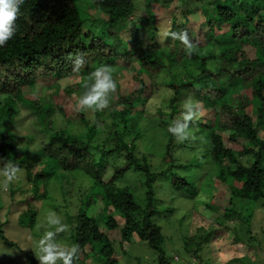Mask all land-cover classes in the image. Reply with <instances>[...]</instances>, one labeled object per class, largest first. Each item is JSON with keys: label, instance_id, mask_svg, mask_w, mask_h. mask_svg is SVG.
Here are the masks:
<instances>
[{"label": "trees", "instance_id": "16d2710c", "mask_svg": "<svg viewBox=\"0 0 264 264\" xmlns=\"http://www.w3.org/2000/svg\"><path fill=\"white\" fill-rule=\"evenodd\" d=\"M87 1L23 0L15 34L0 46V160L21 168L32 190L26 199L31 206L19 223L34 227L33 200L51 197L48 180L60 171L76 173L87 179V189L78 187L83 202L72 233L79 248L74 262L99 256L117 264L116 244L137 235L154 249L159 264H172L162 228L153 220L159 213V182L196 195L214 168L230 189L221 190L229 195L226 220H241L239 200L264 211V0H208L200 8L187 0H147L146 13L137 21L135 0ZM199 12L203 21L193 26ZM165 16L170 26L160 40L157 23ZM81 57L84 63L76 69ZM132 64H137L135 81L128 92L115 82L107 108L92 116L77 108L73 94L84 93L97 68L107 66L113 77ZM166 71L167 82L161 80ZM62 80L72 83L62 87ZM156 95L167 97L156 111L172 120L171 127L191 132L174 143L178 133L169 131L167 151L173 158L160 170L150 151H139L144 114ZM188 113L191 118L185 120ZM21 116L41 126L39 134L22 137L24 146L14 128ZM53 118L61 123L52 126ZM102 131L115 139L112 146L104 145ZM173 148L193 152L182 161ZM131 173L145 178V206L130 185L119 183ZM93 206L100 214L89 213ZM251 220L248 214L244 222ZM224 224H213L210 237ZM3 226L0 221L1 239L15 245ZM112 230L120 241L111 238ZM24 253L28 264H39L33 251Z\"/></svg>", "mask_w": 264, "mask_h": 264}, {"label": "rangeland", "instance_id": "374dc122", "mask_svg": "<svg viewBox=\"0 0 264 264\" xmlns=\"http://www.w3.org/2000/svg\"><path fill=\"white\" fill-rule=\"evenodd\" d=\"M146 1L135 0L137 10L133 17L134 20H140L141 16L145 15ZM187 1L192 7L200 8L208 0ZM87 2L89 3V0ZM86 6L87 3L84 4V7L86 10H90ZM93 13L95 12L91 10L90 14ZM97 13L96 16L98 17L99 14ZM201 21H203V17L199 12L192 19L191 24L196 26ZM157 24L160 28L158 38L164 40L169 30L170 18L167 16L160 18ZM199 35L202 39V35ZM135 66L137 64H132L124 71L118 69L112 77L116 83L122 85L124 92H128L134 84L135 79L133 78V74L135 71L133 67ZM184 69V67H179V70ZM163 76L164 78L161 80L167 82L169 73L166 71ZM70 83H72L71 80H62L60 84L64 87ZM82 95V93L73 94V100L79 110L85 111L89 116H92L95 110L78 107V101ZM153 100L154 102L149 107L151 110L144 114L143 128L146 129V132L139 141V151H141V154L150 151L149 153L154 155L153 162L155 167L157 166L160 170L168 166L173 158L167 151V144L170 142L169 128L173 122L168 117H164L162 112L156 111V106H160L162 101L166 102L167 97H163L162 100L161 97L156 95ZM22 115L24 116V114ZM23 116H21V119H23ZM200 116L195 113L193 114V117L196 119H200ZM202 116L206 117L203 113ZM30 121V118L18 120L14 126L21 140L20 146L26 144V141L22 139L23 136L32 133L39 134L37 130H40V124H37L38 128L33 127L34 124L31 125ZM51 121L52 126L61 123L55 118ZM105 132L102 131V137L105 139H102V141L104 145L112 146L115 139L106 137L107 133ZM190 133L188 130L178 132L173 142H180L184 136L190 135ZM150 134L153 138L150 137ZM262 135L264 136V131ZM128 139H132L131 134H129ZM151 141L154 142L153 147H151ZM155 141L159 146L157 151L153 149L156 145ZM192 152L189 148H173V154L182 161L188 159L192 155ZM2 164L0 160V168H3L4 165ZM21 171L22 169L20 168L17 172V178L7 185L4 183V178L0 176V221L4 224L5 236L15 243V245L8 246L0 237V264H28L24 252H34L36 242L43 235L44 231L53 230L47 229L46 226L37 227V225L44 223V216L48 210L55 211L62 218V222L67 225L66 230L58 234L57 240L60 243L75 245L72 233L75 227V217L83 202L81 200L83 192L79 193L78 187L82 184V188L86 190L87 179L82 178L81 175H72L76 173L60 171L52 180H48L46 183L47 190L50 189L49 193L51 197L42 199L38 197L33 200L34 205H32L34 211L37 210V218L34 227L28 228L24 227L23 222L21 224L19 222L31 206L26 202V199L32 194V190L31 185L26 183ZM215 171L212 168L204 181L205 186L200 185L198 187V194L196 195H192L186 191L175 190L171 188L170 184L167 185L163 182H159L156 185L155 204L159 213L153 220L162 228L163 235L165 236L167 257L171 260L172 264H264V211L257 203L239 200L237 207L243 210L241 220L236 219L234 222L226 220L224 218V208L229 202V195L222 193L221 190L229 192L230 189L217 178ZM126 177V181L123 178L119 183L121 185H130L140 196L139 202L141 205L145 206L144 192L146 189L144 186V176L131 173V175L129 174ZM197 180L196 183L198 184ZM56 181H60L61 183L57 182L54 184ZM20 190L22 191L19 192ZM12 192L14 193V198L10 196ZM101 211L100 208L93 206L89 210V213L96 215L100 214ZM119 213L114 210L113 215L120 222L122 219ZM248 214L252 215L250 225L244 222ZM213 224L224 225L219 226L217 233L210 237L214 228ZM224 227H226V230L222 231ZM114 231L116 232V230L110 231V233L112 232L111 238L113 237L114 240L120 241L119 234L116 235ZM237 239L240 240L237 241ZM199 245H201L200 248ZM197 248H199L198 253H195ZM116 254L118 257L117 264H159L158 255L154 249L137 235L130 241H125L122 245L117 243ZM57 264H60V262L58 261ZM73 264L108 263L105 258L93 256L84 262L73 261Z\"/></svg>", "mask_w": 264, "mask_h": 264}, {"label": "clouds", "instance_id": "9594fccd", "mask_svg": "<svg viewBox=\"0 0 264 264\" xmlns=\"http://www.w3.org/2000/svg\"><path fill=\"white\" fill-rule=\"evenodd\" d=\"M23 0H0V46H3L15 34V21ZM84 63L83 58H77L74 62L75 68L79 69ZM94 81L85 85V91L78 101V107L93 110H102L109 105V95L116 89V83L112 78L107 66L97 68L93 73ZM191 113L185 115L184 119H190ZM182 129L172 128L169 131L178 133ZM18 167L11 162H5L0 168V176L4 178L7 185L17 178ZM43 235L35 245V257L39 264H73L78 258V245H68L57 240L59 233L66 230L67 225L62 222V218L55 211L48 210L44 216V223L37 227H44Z\"/></svg>", "mask_w": 264, "mask_h": 264}, {"label": "built area", "instance_id": "2783aa9c", "mask_svg": "<svg viewBox=\"0 0 264 264\" xmlns=\"http://www.w3.org/2000/svg\"><path fill=\"white\" fill-rule=\"evenodd\" d=\"M176 258H178V257H176Z\"/></svg>", "mask_w": 264, "mask_h": 264}]
</instances>
